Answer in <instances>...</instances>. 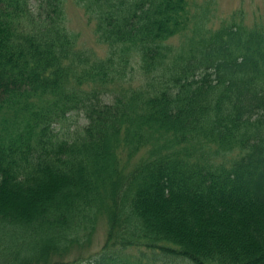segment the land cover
<instances>
[{
	"label": "trees",
	"instance_id": "obj_1",
	"mask_svg": "<svg viewBox=\"0 0 264 264\" xmlns=\"http://www.w3.org/2000/svg\"><path fill=\"white\" fill-rule=\"evenodd\" d=\"M74 1L0 0V264H264V18Z\"/></svg>",
	"mask_w": 264,
	"mask_h": 264
},
{
	"label": "rangeland",
	"instance_id": "obj_2",
	"mask_svg": "<svg viewBox=\"0 0 264 264\" xmlns=\"http://www.w3.org/2000/svg\"><path fill=\"white\" fill-rule=\"evenodd\" d=\"M65 7L67 24L70 29L78 33L81 45L94 48L100 55L104 54L101 46L96 44L91 24L87 22L81 6L76 4L74 0H66ZM213 7L212 14H214L213 21L215 26L221 20H230L234 12H236L237 18L243 17L244 23L247 25H253L259 18H264V0H214ZM178 40L179 37H174L172 39L173 44H177ZM78 121L83 122V119L79 118ZM104 233V221L98 220L92 237V244L87 248L84 256L96 252L101 248ZM83 262L79 264H83Z\"/></svg>",
	"mask_w": 264,
	"mask_h": 264
}]
</instances>
